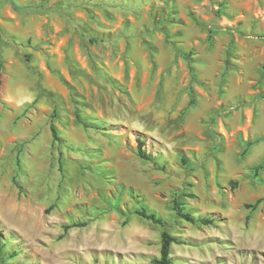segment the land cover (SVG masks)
Returning a JSON list of instances; mask_svg holds the SVG:
<instances>
[{"label":"rangeland","instance_id":"374dc122","mask_svg":"<svg viewBox=\"0 0 264 264\" xmlns=\"http://www.w3.org/2000/svg\"><path fill=\"white\" fill-rule=\"evenodd\" d=\"M0 78V264H264V0H0Z\"/></svg>","mask_w":264,"mask_h":264},{"label":"trees","instance_id":"16d2710c","mask_svg":"<svg viewBox=\"0 0 264 264\" xmlns=\"http://www.w3.org/2000/svg\"><path fill=\"white\" fill-rule=\"evenodd\" d=\"M1 85L2 81L0 78V90H1ZM81 122V121H80ZM52 134L54 137V140L57 142H62V139L59 135V131L55 126H52ZM144 145L143 142H140L139 146V156L143 159H149V155L145 151H143L142 146ZM262 167V166H261ZM263 201V199H260L258 201V204H260ZM175 208L174 210L176 211L177 215L184 220L190 222V223H196L199 222L203 225H210L213 224V220L211 219H195L193 215H191L188 212H185L182 207L178 204L175 203ZM139 216L152 221L153 223L156 224H161L163 225V221L161 218H159L155 213H150L145 207L140 208L138 211L135 212ZM175 239L172 235H170L168 232H164L162 235V245H161V252H160V258H155L151 261V264H172V245L174 244Z\"/></svg>","mask_w":264,"mask_h":264}]
</instances>
